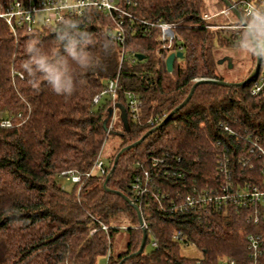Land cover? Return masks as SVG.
<instances>
[{"label":"trees","instance_id":"16d2710c","mask_svg":"<svg viewBox=\"0 0 264 264\" xmlns=\"http://www.w3.org/2000/svg\"><path fill=\"white\" fill-rule=\"evenodd\" d=\"M120 6L131 16L86 8L69 19L91 35L89 51L100 59L78 72L70 96L56 94L43 76L29 77L20 67L29 41L62 50L56 37L63 23L16 38L0 21V113L13 124L0 127V264H96L104 255L107 264H220L224 257L248 264L247 236L264 233V223L249 221L244 208L199 207L200 194L261 181V158L250 152L249 136L264 147V90L252 94L255 77L241 83L253 70L237 76L219 70L217 49L236 48L239 33L215 29L203 18L227 6L223 0H129ZM161 21L175 26L184 54L173 72L166 70L157 29L150 26ZM120 27L124 44L114 38ZM12 68L24 77L14 81ZM200 78L237 84H199L165 121ZM127 92L141 100L140 117L129 110ZM149 131L121 154L105 186L118 153ZM116 133L120 140L104 160L107 172L87 176ZM71 169L81 175L79 183L61 176ZM63 178L74 184L71 189ZM118 192L138 206L147 231L144 251L133 257L143 228L136 208ZM121 230L128 233L127 245L115 254L112 239ZM177 231L185 242L174 239ZM183 245H195L201 256L183 255Z\"/></svg>","mask_w":264,"mask_h":264},{"label":"built area","instance_id":"2783aa9c","mask_svg":"<svg viewBox=\"0 0 264 264\" xmlns=\"http://www.w3.org/2000/svg\"><path fill=\"white\" fill-rule=\"evenodd\" d=\"M124 1L129 3V0H0V21H3L14 37H18L19 32L27 31L30 32L37 28L36 20L37 17L41 16L43 23L40 27L47 24H59L65 20H69L74 16L83 14L86 8H95L103 10L109 14L112 12H120L121 14L129 15L120 6V2ZM233 5L237 8V4L241 7L240 13L242 16L246 14V11L250 7H264V0H230ZM218 17L230 18V22L223 24H215V20ZM203 18L215 28H234L240 29L239 19L234 12L226 7L220 12L216 13H205ZM233 18V20L231 19ZM152 28L157 29L158 34V54L160 55L163 63L170 53L180 51L181 48L177 46L179 39L176 28L174 25L166 22L150 23ZM114 38L120 44L125 43V36L123 29H115ZM124 56V52H123ZM11 75L15 81L17 77L23 78L24 75L18 70L12 68ZM256 81L252 88V94H259L264 90V57L261 66V70L258 75L254 76ZM116 81H111L109 84V91L112 96L115 97ZM1 92V86H0ZM95 97V101H98L103 95ZM129 110L134 117H140L142 115L141 100L133 92H127ZM116 119V109H112V118L108 127V131H113ZM11 118L7 117L6 114L0 113V127L12 126ZM251 141V153H258L259 168L261 174V181L258 183H246L234 190H231L230 186H225L222 191L217 194L205 193L199 195V207H210L217 209H231V208H244L250 210L251 214L249 221L254 224L264 223V147H262L257 139ZM96 172L106 173V163L103 158V152L101 151L99 156L94 162L91 170L87 173V176ZM109 175V174H108ZM61 176H65L66 179L72 182L79 183L82 180L80 174L75 170H65L61 173ZM134 189L137 193L141 191V185L137 182L134 185ZM186 202L189 205H195L196 200L188 196ZM145 225V224H144ZM123 229H127L123 226ZM95 230H92L94 232ZM174 239L185 242L186 237L181 232H175ZM153 246L156 242L152 243ZM247 249L249 251V263L248 264H264V233H251L247 236ZM220 264H236L235 259L224 257L220 260Z\"/></svg>","mask_w":264,"mask_h":264},{"label":"clouds","instance_id":"9594fccd","mask_svg":"<svg viewBox=\"0 0 264 264\" xmlns=\"http://www.w3.org/2000/svg\"><path fill=\"white\" fill-rule=\"evenodd\" d=\"M56 40L62 50L29 41L25 49L28 58L20 67L29 77L43 76L56 94L70 96L77 87L78 72L99 65L100 59L89 51L91 35L81 30L75 20L63 22ZM236 52L264 57V7L247 9L240 21Z\"/></svg>","mask_w":264,"mask_h":264},{"label":"rangeland","instance_id":"374dc122","mask_svg":"<svg viewBox=\"0 0 264 264\" xmlns=\"http://www.w3.org/2000/svg\"><path fill=\"white\" fill-rule=\"evenodd\" d=\"M215 13V12H211ZM233 20V18H231ZM221 20L223 23L230 22V18L221 17L215 20V24H222L217 22ZM36 25L40 27L43 23V19L41 16L37 17ZM216 29V28H215ZM217 56L221 59L219 62V70L224 72L226 69L232 75L237 76L241 74H247L250 70H254L256 66V57L251 54H240L237 55L236 48L226 49V48H218L217 49ZM219 59V60H220ZM228 66V67H227ZM120 136L116 134H111L107 142L105 143L104 151H103V158L104 160L108 159L109 154L113 152V147L119 142ZM64 185L71 189L74 185L72 182L63 178ZM128 240V233L124 230L116 232L113 236V244H114V253L118 254L125 250ZM181 252L183 255L188 257H200L201 251L195 245H183L181 248ZM108 256H100L97 259L96 264H107Z\"/></svg>","mask_w":264,"mask_h":264},{"label":"water","instance_id":"95a60500","mask_svg":"<svg viewBox=\"0 0 264 264\" xmlns=\"http://www.w3.org/2000/svg\"><path fill=\"white\" fill-rule=\"evenodd\" d=\"M223 1L225 2L226 6H227L228 8H230V9L234 12V14L237 16V18L241 21V20L243 19V16H242V14L240 13V11H239V10L233 5V3H232L230 0H223ZM183 55H184V54H183L182 51H177V52H172V53H170L169 56L167 57L166 61H165V67H166V70H167L168 72H173V71H174V67H175V62H176L177 58H182ZM137 57L141 59V58H143L144 56L141 55V54H138ZM262 62H263V57H257V56H256V66H255L254 70L252 71V73L250 74V76H249L245 81H243V82H241V83H245L246 81L250 80L252 77L258 75V73H259L260 70H261ZM206 82H211V83L221 84V85H225V86H231V85H236V84H237V83H229V82H226V81H219V80H216V79H208V78H207V79H205V78H200V79H198V80L196 81V83L194 84V86H193V88H192L190 94H189L188 97L185 99V101H184L180 106H178L175 110H173V111H172V112L166 117L165 121L168 120V119H169V118H170V117H171V116H172L177 110H179L180 108H182V107H183V106L189 101V99L191 98V96H192V94H193V92H194V89H195L199 84L206 83ZM238 84H240V83H238ZM153 130H154V129H153ZM153 130H151V131H153ZM151 131L147 132V133H146V134H145V135H144L139 141H137V142H135V143H133V144H130V145L124 147V148L118 153V155H117V157H116V159H115V163H114V165H113V168H112L111 172L109 173V175H108L107 178H106L105 186H107L108 179L110 178L111 174L114 172L115 167H116V165H117V163H118V160H119L121 154H122L124 151H126V150H128V149H130V148H132V147H134V146H136V145H138V144H140V143L146 138V136H147ZM118 193H120L121 195H123L121 192H118ZM123 196L125 197V199H126L129 203H131V204L136 208V211H137V213H138V215H139V217H140V226L143 228V240H142L141 246H140L139 250H138L136 253H134V254H132V255L129 256V257H133V256H135V255H139V254H141V253L144 251V248H145V245H146V241H147V231H146V229L144 228V221H143V219H142V217H141V212H140V209L138 208V206H137L136 204H134V203L132 202V200H131L128 196H126V195H123ZM123 261H125V259H124ZM120 264H122V263H120Z\"/></svg>","mask_w":264,"mask_h":264}]
</instances>
